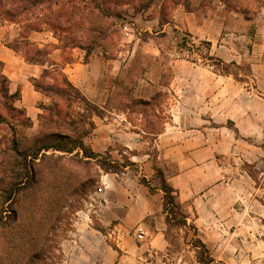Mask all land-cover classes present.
<instances>
[{
  "label": "rangeland",
  "instance_id": "rangeland-1",
  "mask_svg": "<svg viewBox=\"0 0 264 264\" xmlns=\"http://www.w3.org/2000/svg\"><path fill=\"white\" fill-rule=\"evenodd\" d=\"M107 22L113 26L107 47L115 56L124 37L113 19ZM252 31L248 37L226 31L234 58L222 61L235 62L240 73L249 69L244 81L216 72L207 82L206 73L187 60L210 66L201 58L205 45L176 35L170 50L163 48L170 63L177 61L176 76H165L163 86H148L145 93L139 82L155 44L139 43L123 81L104 80L106 108L119 115L107 114L105 123L153 135H131L133 145L136 138L143 142L132 150L115 141L104 151L93 133L85 140L114 161L129 157L134 167L104 173L95 163L54 152L64 157L44 161L42 188L26 193L16 205L17 224L0 234L6 263L203 264L198 257L207 251L211 264H264V23L262 32ZM160 62L168 64L164 57ZM143 94L154 98L150 107L134 106ZM160 132L165 135L156 139ZM26 133L36 135L37 125ZM154 166L176 191L187 226L167 228L162 193L141 184L142 178L151 181ZM156 228L163 232L162 247L152 243Z\"/></svg>",
  "mask_w": 264,
  "mask_h": 264
},
{
  "label": "trees",
  "instance_id": "trees-1",
  "mask_svg": "<svg viewBox=\"0 0 264 264\" xmlns=\"http://www.w3.org/2000/svg\"><path fill=\"white\" fill-rule=\"evenodd\" d=\"M232 10H236L252 18L264 9V0H221ZM158 0H141L135 6V12H143ZM133 4V0H0V26L15 24L20 28L19 37L7 43V47L19 53L28 64L44 67L39 79L31 81L34 89L49 97L51 103L39 105L38 134L27 136L26 129L32 122L25 116L22 109L15 107L19 93L10 94L8 79L2 73L0 63V234L13 230L18 222L16 205L21 202L26 193L40 190L44 170L42 164L53 157L54 152L71 155L78 163H95L104 173L121 174L125 169L134 167L129 157L122 156V162L111 159L109 152L100 155L89 147L85 140L95 129L93 117H102L104 112L96 104L90 102L74 87L63 74L61 66L53 62L48 47H39L29 40L31 32L48 29L59 42L63 52L79 48L85 51V60L96 47L108 50L107 43L112 39L108 19L112 16L121 18L123 10L120 7ZM175 5H182L190 11L189 0H163L161 3L163 21L168 19L170 10ZM120 8V9H118ZM174 34L183 38L190 35L174 30ZM164 36L163 34L160 37ZM144 39L148 37L143 36ZM176 38V37H175ZM205 45L207 53L201 57L220 75L233 76L242 82L251 76L250 70L240 73L242 67L235 62L225 63L209 54L210 43ZM171 46V45H170ZM168 60L165 65L160 58ZM152 64L161 69L158 85L167 76H172L167 54L161 50L158 57L152 58ZM196 63L197 60H189ZM146 69V68H145ZM134 106L150 107L151 102L132 100ZM129 102V103H132ZM50 152V154H48ZM154 175L151 181L142 178L141 184L148 188L151 194L162 193L161 212L165 216L167 228L172 226H187L186 216L181 214V204L177 200L176 191L166 180L161 168L153 167ZM248 175L255 180L249 171ZM32 194H35L32 192ZM167 232L164 233L166 238ZM200 245L202 249L204 247ZM5 246L0 243V264L4 260ZM207 251L201 252L198 260L203 264H211L213 260L207 256ZM33 255V259L36 257Z\"/></svg>",
  "mask_w": 264,
  "mask_h": 264
},
{
  "label": "crops",
  "instance_id": "crops-1",
  "mask_svg": "<svg viewBox=\"0 0 264 264\" xmlns=\"http://www.w3.org/2000/svg\"><path fill=\"white\" fill-rule=\"evenodd\" d=\"M140 1L133 0L134 5L126 4L120 7L123 10L121 18L110 17L114 20L115 26L122 30L124 37L119 45L122 49L116 52L115 56H110L109 51H104L102 47H96L85 60V51L79 48H74L67 52L61 51L59 42L53 33L46 28L38 32H31L29 35L31 42L39 47H48L50 49L49 58L61 66L63 74L71 84L87 100L103 110V116L96 117L99 122L93 117L95 129L92 133L96 135L95 139L97 142L95 144L100 145L99 147L104 151L115 141H120L119 143L128 150L137 149V146L143 142L136 138L133 139L135 143L133 145L128 139H131V135L147 134L143 131L141 133L133 131L132 129H136L134 126L131 127L132 129L126 127L118 128L113 123H105L107 114H111L115 119L119 115L111 113L106 108L108 95L103 99L104 80L105 78L111 79L112 81H118V83L123 81L121 78L122 72L126 69L139 43L147 44L151 42L155 44V49H151V52H149V57L152 59L158 57L163 48L170 50L175 41L174 30L183 31L190 35L193 42L210 43L209 54L211 56L219 57L223 61H231L234 57L231 45L226 39V37L229 38V34L226 31H235L237 34L234 35L238 37H248L250 35L249 32L251 34L254 33L252 30L262 32L260 28H262L264 23V9L257 12L252 18H248L239 11L229 9L221 0H189L190 11H186L182 5H175L170 10L168 19L163 21L161 9L163 0H158L157 4H152L143 12H135L134 8ZM124 26L127 28L126 31L123 30ZM19 32L20 28L15 24L0 26V63L2 64V73L8 79L9 93H19L20 98L15 102V107L22 109L25 116L32 122V126L28 129L37 125V131H39L38 115L41 113L39 105L47 106L51 103V99L37 92L31 83L33 79L40 78L44 67L28 64L19 53L7 47V43L19 37ZM162 34L164 36L160 37ZM144 35L148 37L144 39ZM171 62H173L170 63L172 73L176 76L177 61ZM191 64L195 71L200 70L202 73H206L207 82H209L211 76L213 77L212 79L217 77L209 65ZM160 74L161 69L157 65L151 64V66L146 67L143 73L144 78L139 82L140 90L145 93L148 86L156 85ZM116 85L112 83L111 89H115ZM144 95L139 96L138 99H150V96ZM121 116H126L123 118L124 121L128 120L127 113L121 114ZM115 119H113L114 122L116 121ZM162 135H165V132L157 133L155 135L157 136L156 139ZM156 139H154L155 143ZM162 239V229L158 230L156 228L152 243L162 247Z\"/></svg>",
  "mask_w": 264,
  "mask_h": 264
},
{
  "label": "built area",
  "instance_id": "built-area-1",
  "mask_svg": "<svg viewBox=\"0 0 264 264\" xmlns=\"http://www.w3.org/2000/svg\"><path fill=\"white\" fill-rule=\"evenodd\" d=\"M126 29L127 28L124 26L123 27V30L126 31ZM137 238H138L139 241L144 240V232L142 230H139L138 231ZM182 264H185V263H182Z\"/></svg>",
  "mask_w": 264,
  "mask_h": 264
}]
</instances>
